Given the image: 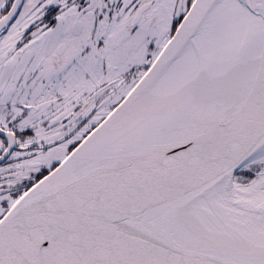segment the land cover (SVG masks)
<instances>
[{
  "label": "snow or ice",
  "instance_id": "1",
  "mask_svg": "<svg viewBox=\"0 0 264 264\" xmlns=\"http://www.w3.org/2000/svg\"><path fill=\"white\" fill-rule=\"evenodd\" d=\"M0 264H264V0H0Z\"/></svg>",
  "mask_w": 264,
  "mask_h": 264
}]
</instances>
